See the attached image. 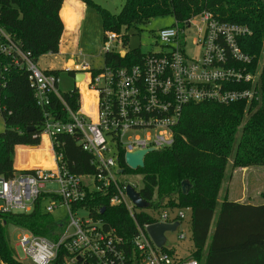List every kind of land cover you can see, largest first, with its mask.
I'll return each instance as SVG.
<instances>
[{
  "label": "built area",
  "instance_id": "1",
  "mask_svg": "<svg viewBox=\"0 0 264 264\" xmlns=\"http://www.w3.org/2000/svg\"><path fill=\"white\" fill-rule=\"evenodd\" d=\"M1 16L0 5V74L4 79L9 69L2 63L5 57L13 67L28 73L37 103L44 109L42 137L51 141L53 166H34L11 177L0 176V212L31 213L39 199H47L43 204L45 212L64 207L67 213V218L56 220L53 237L20 226L18 246L30 264H201L196 257L169 252L167 239L163 247L158 246L148 231L151 224L158 222H178V230L187 217L184 209L191 210L190 207L154 208L158 213L152 214L153 222H138L140 208L127 194V187L131 184L139 189L126 177L132 169L126 154L172 146L175 127L188 104L249 105L260 101L259 68L253 66L254 56L241 47V40L251 35L252 29L203 10L160 29V51L146 54L140 63L106 64L96 69L82 63L77 73L87 75V87L94 93L92 112H87L80 90L79 106L74 109L59 89V76L39 67L32 51L24 49L4 28ZM192 28L199 47L195 56L188 55L185 49L187 30ZM120 38L123 39L121 34L107 32L105 53L125 57L127 52H119L114 44ZM54 97L60 100L66 121L47 109ZM61 135L77 136L82 149L91 154L97 168L94 173L76 174L70 170L63 153L56 148ZM87 176L92 177L91 183L85 182ZM52 183L57 188H47ZM91 191L109 194L111 205L126 206L137 227L131 241L82 205ZM81 211L88 215L81 216ZM178 237L185 240L188 235L181 230Z\"/></svg>",
  "mask_w": 264,
  "mask_h": 264
},
{
  "label": "trees",
  "instance_id": "2",
  "mask_svg": "<svg viewBox=\"0 0 264 264\" xmlns=\"http://www.w3.org/2000/svg\"><path fill=\"white\" fill-rule=\"evenodd\" d=\"M64 1L0 0L1 23L37 59L59 53L64 23L73 29L79 20L78 5L73 0H67L61 12ZM203 10L252 29V34L241 40V47L254 56V67L260 63L261 100L249 105L188 104L175 127L172 146L149 153L145 167L139 168L144 173L139 192L150 203L148 208H191L194 241L191 256L201 264H264V202L223 199L219 204L217 200L230 156L235 167L264 165V0H126L118 14L99 8L105 38L107 32L122 34L124 27L130 30L159 16L173 15L176 21L183 22ZM122 36L126 44L127 33ZM145 55L140 49L128 51L125 57L107 52L104 60L105 65H133L142 62ZM2 63L9 69L4 79L0 74V110L5 125L0 133V176L11 177L27 171L14 168L17 145H34L18 148L19 157L24 151L29 152L30 162L25 164L28 167L47 161L50 150L36 147L41 144L45 114L37 103L28 73L13 67L9 58H2ZM48 71L59 76L57 70ZM68 71L76 75V70ZM79 78L84 79L79 87L83 104L88 108L94 98L87 87V75ZM63 97L74 109L78 108V87L63 93ZM47 109L67 120L57 97ZM59 143L57 151L63 153L72 172L92 174L97 170L77 136L61 135ZM33 152H38L37 160H33ZM186 179L192 184L188 193L182 189ZM82 205L128 241L137 231L126 206L111 205L109 194L88 192ZM50 214L43 209V199L37 201L31 213L0 212V258L5 264H22L10 246L8 225L53 237L57 222ZM136 217L140 224L154 220L146 209H140ZM168 251L175 254L174 250Z\"/></svg>",
  "mask_w": 264,
  "mask_h": 264
},
{
  "label": "rangeland",
  "instance_id": "3",
  "mask_svg": "<svg viewBox=\"0 0 264 264\" xmlns=\"http://www.w3.org/2000/svg\"><path fill=\"white\" fill-rule=\"evenodd\" d=\"M126 0H89L83 11V17L79 27L75 32L77 44L71 47L69 51H60L56 54H45L38 58V65L43 70H57L59 72V89L62 93L68 92L75 87L81 92L79 83L83 78H77L69 73V60L74 59L76 64L88 63L92 68H102L105 65V51L103 49L106 38L103 28L102 17L99 8H104L112 14H118ZM176 19L173 15H164L151 19L146 24H141L138 27H133L122 30V34L128 35V42L123 43V39L115 40L117 50L119 52H128L132 49H140L144 54L160 51L161 46L157 38V33L160 29L173 26L176 24ZM181 25V24H180ZM121 34V35H122ZM122 41V42H121ZM186 52L190 56H195L199 52L197 43V35L194 28L187 30ZM73 63V62H72ZM260 64V63H259ZM258 64V68H259ZM72 66V65H71ZM76 69V68H75ZM73 70V69H71ZM77 69L76 73L78 72ZM5 129L4 120L0 110V133ZM128 140V137L125 138ZM16 149V147H15ZM48 150V149H47ZM49 152V151H48ZM14 151V168L19 170V165H25L29 160V152L24 151L19 157ZM34 159L37 160L38 152H33ZM37 164L36 166H39ZM46 166V165H44ZM30 168V167H29ZM133 183L137 184V189L143 185L144 173L141 170H132L126 174ZM92 177L87 176L85 182L91 183ZM47 188L55 189V183L48 184ZM223 199L237 200L240 202L262 203L264 202V165L235 167L233 166V158L230 156L229 163L224 172V176L218 191L217 200L220 204ZM48 200H43L45 205ZM1 206V202H0ZM151 214L157 215L158 210L146 208ZM183 209H175L179 212ZM187 217L182 223L181 228L175 231H167L166 248L174 250L175 254L181 257L193 255L194 241L192 238V211L184 209ZM55 220L67 218V213L64 207H58L50 214ZM81 216H87V211H81ZM9 242L11 248L22 262V264H30V260L24 255L22 249L18 246V237L21 233L20 226L13 224L8 225ZM181 230H184L188 238L180 240L178 235ZM205 255V253H204ZM0 264H5L0 258Z\"/></svg>",
  "mask_w": 264,
  "mask_h": 264
},
{
  "label": "water",
  "instance_id": "4",
  "mask_svg": "<svg viewBox=\"0 0 264 264\" xmlns=\"http://www.w3.org/2000/svg\"><path fill=\"white\" fill-rule=\"evenodd\" d=\"M71 70V69H69ZM74 70V69H73ZM85 75L84 73H76V81L79 76ZM34 146V145H33ZM156 151L154 148H149V149H143V150H138L135 152H129L126 154V162L127 164L133 169V170H138L139 168H144L145 167V157L151 152ZM123 171V170H120ZM192 184L190 183L189 180H183L182 182V189L185 193H188L189 190L191 189ZM127 194L135 204L137 208L140 209H146L150 206L149 202L146 201L142 196L141 193L136 190V188L129 184L127 187ZM105 208H103L102 211H104ZM178 226V222L174 224H169V223H163V222H158L151 224L148 227V231L153 238V240L156 242V244L160 247H163L165 242H166V232L167 231H175Z\"/></svg>",
  "mask_w": 264,
  "mask_h": 264
},
{
  "label": "crops",
  "instance_id": "5",
  "mask_svg": "<svg viewBox=\"0 0 264 264\" xmlns=\"http://www.w3.org/2000/svg\"><path fill=\"white\" fill-rule=\"evenodd\" d=\"M67 0H65L64 1V3H63V6H62V9H61V12H62V10H63V8H64V4H65V2H66ZM74 1V3H76L78 6H77V10H78V12H79V20H78V22H77V24H76V26L73 28V29H71V28H69V27H67L66 25H65V23H64V26H65V31H64V33H63V36H62V40H61V45H60V51H69V50H71V47L72 46H75L76 44H77V39L75 38V32H76V30L78 29V27H79V24H80V21H81V19H82V17H83V11H84V9H85V7H86V3L84 2V1H82V0H73ZM61 12H60V14H61ZM61 18H62V15H61ZM62 20H63V18H62ZM64 22V21H63ZM69 62H71L70 63V66L69 67H67V68H70V69H77L79 66H81V64L82 63H78V64H76L77 62H75V60L74 59H70L69 60ZM73 62V63H72ZM72 65V66H71ZM23 147V146H26V147H33V146H30V145H17L16 146V149H15V151H16V154H15V157H16V155L17 154H19V152H18V148L19 147ZM41 146V148H44V147H46L47 149H49L50 150V152H51V154H52V144H51V141H50V139L47 137V136H43L42 137V141H41V144L40 145H37L36 147H40ZM34 167V166H33ZM29 167L27 166V165H20L19 166V170H21V169H28ZM31 168V167H30Z\"/></svg>",
  "mask_w": 264,
  "mask_h": 264
},
{
  "label": "bare ground",
  "instance_id": "6",
  "mask_svg": "<svg viewBox=\"0 0 264 264\" xmlns=\"http://www.w3.org/2000/svg\"><path fill=\"white\" fill-rule=\"evenodd\" d=\"M92 95H93V98H94V93L93 92H92ZM93 101H94V99H93ZM93 101H92L91 104H89V107L88 108H86V104H83V109L85 111H87V112H92V104H93ZM44 165H46V166H44ZM39 166H44V167L53 166V159H52V156H51V152H50V155L48 157V160L47 161H44L43 163H40Z\"/></svg>",
  "mask_w": 264,
  "mask_h": 264
},
{
  "label": "clouds",
  "instance_id": "7",
  "mask_svg": "<svg viewBox=\"0 0 264 264\" xmlns=\"http://www.w3.org/2000/svg\"><path fill=\"white\" fill-rule=\"evenodd\" d=\"M48 255H49V256H52V255H54V254H53V253H48ZM41 259H43V257H41Z\"/></svg>",
  "mask_w": 264,
  "mask_h": 264
}]
</instances>
